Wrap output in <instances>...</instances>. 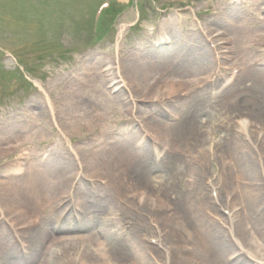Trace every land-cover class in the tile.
<instances>
[{"label": "rangeland", "instance_id": "rangeland-1", "mask_svg": "<svg viewBox=\"0 0 264 264\" xmlns=\"http://www.w3.org/2000/svg\"><path fill=\"white\" fill-rule=\"evenodd\" d=\"M263 2L264 0H0V149L5 151L6 147L18 146V150L9 154L0 151V180L19 184L32 175L51 174L53 166H59L62 162L75 163L76 158L84 163H96L100 161L104 151L115 152L122 149L146 154L143 160L147 165L165 167L171 147L169 140L165 138V143L153 141L144 133V128L158 131L162 127L158 125L159 122L168 126L177 124L199 94L207 96L215 110L224 111L226 99L229 101L238 98L239 101L249 91L256 93L261 86L260 81L264 86V44L242 45L240 41L254 31L264 33ZM121 25L124 26L119 35ZM204 29L221 34L226 48L220 56L224 54L222 57L227 56L226 60L217 61ZM173 60H181L182 68L195 71L193 77L179 79L178 71L181 66H173ZM219 64L220 67H217ZM223 66L225 68L220 69ZM215 67L217 69L213 80L217 79V84L211 86L209 81L199 84V81L194 80L197 74ZM136 70L139 74L147 73L145 75L149 79V86L140 83L139 87ZM246 72L251 73V76H247ZM106 73L116 78L114 83L121 80L123 85L110 89L103 81ZM181 80L190 85L183 92L176 85ZM165 83H176L169 95L164 89ZM134 84L137 85V90ZM102 93L111 99L113 109L95 120L92 118V110L96 106L92 103L96 101L98 104ZM47 97L53 103V111L48 106ZM241 107H234L231 116L226 115L229 118H224L223 123L229 122L227 127L225 124L219 127L217 123L214 124L211 141L216 143L215 147L223 144L221 137L225 134H231L235 139L237 135L242 137V133L237 134L234 119L242 116L244 110ZM204 127L202 130H205ZM20 128L31 130L23 134L25 139L21 133L20 136L14 133V130ZM199 134L202 135L201 132ZM19 138H23L20 144L17 142ZM237 140L234 152L241 158L240 165L243 169L242 162L247 158L243 153L248 152L250 156L253 153L254 156L256 151L250 148L245 139L244 142ZM154 144L159 146L157 150L152 149ZM208 144L207 140L200 145L195 142L180 152L172 179L176 192L192 198L191 211L200 222L204 224V221L214 220L215 229L224 233L222 223L226 222V213L223 209L232 205L234 199H237L234 204L239 208L240 215L238 221L235 219L233 227L242 222L245 204L236 187L238 184H235V178L241 174L230 165L232 170L227 176V185L221 183L218 186L217 202L202 194L207 177L216 176L218 171L225 174L227 169L223 163H234V154H229L226 159L200 156V149ZM14 164H23L24 171L9 172L8 167ZM30 166L32 167L29 168ZM255 166L259 172L256 157L252 168ZM74 167L75 165L68 171L60 172L71 175ZM90 169V166H86L83 173L87 175ZM156 174L158 172L154 169L152 175ZM188 176L193 177L197 183L186 182ZM239 187L245 190L244 184ZM234 192L236 196L233 195ZM121 193L116 195L111 185L103 180L90 179L85 175L77 177L69 192L75 197V201L71 200L72 204L65 207L67 212L64 214L69 218L70 224L76 222L83 225L85 218L87 220L94 217L90 212L96 209L97 201L107 200V209L116 212V216L122 212L120 218L123 219V226L127 222L125 218L132 219L133 223L140 225L139 231L149 228L151 235L156 227H160L164 243L170 232L167 224L172 223L169 218L162 216V212L175 207L178 203L175 197L179 196L170 194L160 202H150L145 196L141 201H130L124 199ZM88 195L90 199L87 201ZM106 196L109 200L105 199ZM32 214H37L40 223L24 229V234L23 230L17 233L12 227H8L7 222L0 217V251L3 250L4 243L13 245L14 237H26L27 232L32 229L40 233L51 227L50 236L58 237H85L94 230L90 221L85 224V230L65 233L58 231L62 226L59 221L47 224L48 228L46 227V211ZM175 228L179 229L178 226ZM180 229L182 230H178V234L183 236L181 240L184 247L189 245L190 236L186 233L184 236V229ZM252 234L258 240V234ZM133 236L139 238L137 232ZM238 238L243 241L244 249L239 251L233 242L236 253H233L232 248L225 251L218 263L234 264L237 254L241 252L245 257V264H264L262 260L252 262L246 258L247 249L253 256L260 257V247L257 244L251 245L241 236ZM147 244L155 246L149 242ZM183 252L193 255L191 251ZM145 257L149 264L162 261L161 258L157 260ZM36 261L32 263L36 264ZM192 261L195 264H207L200 259ZM0 264H3L1 255Z\"/></svg>", "mask_w": 264, "mask_h": 264}, {"label": "bare ground", "instance_id": "bare-ground-1", "mask_svg": "<svg viewBox=\"0 0 264 264\" xmlns=\"http://www.w3.org/2000/svg\"><path fill=\"white\" fill-rule=\"evenodd\" d=\"M262 5L264 10V2ZM262 21H264V17ZM123 26L124 25H121L119 35L122 32ZM203 31L211 44L217 61L220 62L222 59L226 60L228 57H222L224 56L223 53V55L220 56L222 50L226 48L224 47L226 43L223 42L222 37H220L221 34L213 30L210 31L209 29H204ZM240 41L242 45H263L264 33L254 31L249 36L241 38ZM180 61L181 60L175 62L173 60L171 62L173 66L179 67L181 66ZM220 65L221 64L217 67H220ZM217 67L205 73L197 74L194 80L199 81V84H203V81H209L208 83H210L211 86L217 84L218 80H213ZM223 68H225V66L220 69ZM179 69H177L179 70V79L192 78L195 72H190L191 70L182 68V66ZM136 72V76H138V85L143 83L144 86H149V79H147V75H145L147 73L139 74L138 70H136ZM245 74L251 76V73L246 72ZM114 79L116 80L115 77H110L109 73L103 76L104 83L110 89H117L119 86L123 85L121 80L114 83ZM262 79L264 81V71ZM165 84L164 89H166L168 95L173 92V87L175 88L176 85L180 92L187 90L190 86L188 82L183 80L178 81V84L175 83L176 85ZM259 84L261 86H259L256 93L249 91L243 98H239V101L237 100L238 98L229 99V101L226 99L223 104L226 108L224 111H219L220 109L215 110L214 107L211 106V100L207 98V96L199 94V96L195 98L194 103L190 105L185 112L184 117H182L177 124L168 126L163 124L164 122H159L158 125L162 127H159L158 131L144 128V131H146L144 133H147L153 141L159 140L157 142L165 143V138L169 140L171 147L165 167L147 165L146 161L143 160L146 154H139L131 149H122L115 152L113 150L112 152L104 151L99 159L100 161L96 163H84L76 158L75 163L62 162L59 166H53L54 168L51 174L39 173L34 176L32 175L19 184H12V181L0 180V217L7 222L6 224L8 227H12L17 233L23 230L22 233L24 234V229L35 224L38 225L40 223L39 217L36 216L37 214L33 216L32 213L39 211H43V213L46 211L47 213V216L44 217L47 228V224H53L54 221L62 223L61 230L58 231H63L65 233L73 230H85V224L90 221H92V227H94L93 232L85 237L65 235L59 237L50 236L51 227L40 233L32 229V231L27 232L26 237L23 235L14 237V246L11 244L7 245L6 243L2 245L3 250L0 251V255L3 258V264H33L32 262H34V260H37L36 264H149L145 256H150L157 260L161 258L162 261L158 264H195L194 261H192L193 259L203 260L207 264H221L218 263L219 257H221L225 251H229L231 248L234 249L233 242L236 244L239 251L244 249L243 241L238 238V236L245 238L251 245L257 244L260 247L259 251L262 257L253 256V253L247 249V251H245L247 253V259L252 262H256L255 260L264 261V86L261 81ZM134 85V88L137 90V85ZM100 97L101 100L99 99L100 101H98V104L96 101L92 103V105L96 106V109L92 110V118L95 120L102 118L106 111L110 112L113 109L112 101L108 96L102 93ZM46 100L50 110L53 111V103L48 97ZM239 106H242L241 108L244 112L242 116L234 119L238 132L237 134L242 133V137L238 135L236 137L243 142L245 139V141L249 143L250 148L256 151L254 156L260 167L259 172L256 166L252 168L255 160L253 153H251V156L248 152L243 153L247 158H244L242 162L243 169L241 168V158L239 159L234 152V149H236L235 145L237 144L235 141L238 140L231 134H225L221 137L223 146L220 144L221 146L215 147L216 143L211 141L214 124L217 123L218 127L221 124H225L227 127L229 122L223 123L224 118L228 119L229 117H226V115L231 116L233 108ZM207 123L209 124L207 125ZM202 124L205 125V127ZM202 127H204L205 130H202ZM30 131L31 130L27 128H20L14 130V133L16 132L19 136L21 133V136L25 139L23 134H27ZM200 132L202 133L201 136L199 134ZM22 139L19 138L17 140L18 144H20ZM206 140L209 141V144L200 149V156L206 155L209 158L220 157L226 159L229 154H234V158H232L234 163L230 164V162H224L225 160H223V164L226 165L227 169L226 173L224 174L218 171L216 176L207 177V179H205L206 186L204 188L202 186V194H205V196L217 202L219 196L218 186L221 183L224 186L227 185V176H229L232 170L230 165H232L238 174H241V176L235 178V184H238L236 187L245 204L244 215L243 213L241 215V221H245V225L239 222L233 227L235 219L238 221L240 215L238 212L239 208L234 204L237 199H234L232 205L230 204L228 208L223 209L226 213V222L224 221L222 223L225 235L219 232L220 230L217 231L215 229L214 225L216 222L214 220H212V222L204 221V224H202L200 219L191 211L192 198L186 197L187 195L181 192H176L175 184H173L172 173L177 166L179 153L191 147L195 142L200 145L202 141ZM152 147V149L155 150L159 148L156 144ZM14 150H18L17 145L6 147L5 151L0 149L2 153L5 152L7 154L14 152ZM142 151L147 152V150ZM74 165L73 174L61 173L70 170ZM86 166L91 167L87 175L83 173ZM31 167L32 166L29 168ZM254 168H256V170ZM24 169L25 166H23V164H14L8 167V171L13 173L22 172ZM154 169L158 174L152 175ZM252 170H255V172H252ZM83 175L90 179L103 180L111 185L116 195H120L122 192L121 194H123L124 199L130 201L133 199L141 201L144 196L146 200L150 202L153 200L161 201L163 198H168L170 194L178 195L179 198L175 197V200L178 201L179 204L176 203L175 207L168 208L166 212H162V216L165 219L169 218V221H171L170 223H172L170 225L167 224V228L170 232L165 242H162L161 235L163 230H161L160 227H156L151 235V230L149 228L147 229L148 231L146 229L139 231L140 225L133 223L132 219L125 218L124 220L127 222L125 226H123V219L120 218L122 212L120 211L116 216V212L114 213V211L107 209L108 204L105 199H108V196L104 199L105 201H97L95 209L97 213H94L95 210L90 212V215L94 217L87 218V220H85V218L83 220V225L76 222L70 224L69 218L64 214L67 212L65 207L68 206V204H72L70 203L71 200L75 201V197L70 195L69 192L73 187L74 180H76L77 177L82 178ZM186 182L189 184L197 183V181L190 176L187 177ZM242 184H244L245 190L239 187V185ZM64 193L65 196H63ZM235 194L236 192H234L233 195ZM89 199L90 196L88 195L87 201ZM89 203H91V201H89ZM210 213L213 214L211 211ZM59 214L60 217L58 218ZM134 225H137L138 228ZM175 226H178L180 232L182 230L180 228L184 229V236L185 233L190 236V241H188L189 245L182 246L181 239L183 236L178 234V230ZM132 232H137L139 238L136 239ZM252 232L258 234V240L254 238ZM147 242L155 246L148 245ZM235 250L237 249H234L233 253H236ZM183 251H191L193 255H188ZM230 254L231 253L227 256L229 257ZM236 258L234 264H245V257L243 254L241 255V252L239 255L237 254Z\"/></svg>", "mask_w": 264, "mask_h": 264}]
</instances>
